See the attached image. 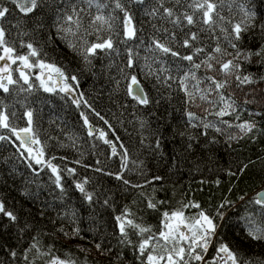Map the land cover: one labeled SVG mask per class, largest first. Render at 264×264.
I'll return each mask as SVG.
<instances>
[{"label": "trees", "instance_id": "1", "mask_svg": "<svg viewBox=\"0 0 264 264\" xmlns=\"http://www.w3.org/2000/svg\"><path fill=\"white\" fill-rule=\"evenodd\" d=\"M96 2L106 5L100 10L105 17H114L109 21L111 29L103 25L97 32L91 26L98 14ZM120 2L137 29L136 38L126 42L124 13L115 8V0H94L91 8L87 0H43L27 16L12 0H0V8L9 9L0 20L8 45L16 49L17 55H25L28 49L21 44H33L39 55L30 60L59 68L69 77L67 83L72 85L75 99L81 100L77 107L73 98L59 89L45 92L32 75L25 84L16 71L12 76L17 83L9 85L7 93L0 89V113L8 116L10 128L19 131L28 127L26 112L31 111L32 128L40 141L38 149L44 153V163L37 164L16 136L0 127V136L5 137L0 140V202L17 217L10 221L0 213V264H48L54 256L75 264H143L147 253L139 255L141 240L162 228L164 212L189 202L200 207L184 209L186 216L203 210L218 225L205 259L210 261L223 242L243 259L261 264L264 241L252 240L246 230L248 218L257 224L264 222L259 206L251 203L256 192L264 188V31L260 28L264 24V0H214L224 19L216 18L212 32L201 31L199 23L191 27L199 36L192 42L194 48L205 49L194 57L196 62L217 44L223 54H213L231 60L236 50L221 28L231 31L234 24L246 19L245 11L255 13L252 26L236 42L242 53L236 61L240 64L237 74L249 76L253 82L241 84L235 75L227 78L228 86L221 91L233 108L223 117L215 115L224 107L216 92L206 93L207 100L197 95L194 102H186L188 98L179 79L190 67L187 61L150 47L155 38L181 56L192 54L193 49L181 46L189 28L175 27L160 15H147L146 11L153 8L163 13L157 0H144L143 4L133 0ZM190 2L163 0L164 7L172 8L177 15L184 11L191 14L192 9L187 7ZM73 6L80 13L81 28L76 31L72 25L75 35L58 32L60 25L69 26L64 24V16L72 14ZM170 33H175V41L168 39ZM98 35L102 39L111 37L116 51L98 50L85 60L84 48L97 42ZM69 43L75 45V50ZM129 49L133 58L131 68L127 67ZM256 52L261 55L244 59ZM215 67L219 69L220 65ZM150 71L152 75L148 74ZM196 74L200 78L225 79L222 73L205 71L203 67ZM130 75H135L144 88L147 105L137 104L126 94V77ZM72 76L76 81L70 79ZM169 76L172 79H167ZM193 83L189 81L190 89ZM209 83L203 81L200 88L207 89ZM82 112L93 129L91 136ZM187 112L198 119L190 123ZM203 123L215 124L222 131L205 129ZM243 123L254 124L252 132L241 133L236 125ZM100 130L107 133L106 138L116 146L118 155L114 156L112 147L98 138ZM229 136L243 138L229 140ZM125 149L127 167L122 160ZM49 163L57 173L52 172ZM125 180L129 183L125 184ZM77 185H82L84 191ZM149 201L157 207L149 208ZM221 204H225L224 208H220ZM218 211L223 218L217 216ZM126 214L136 224L150 227L152 233L141 236L128 228L131 243L122 242L116 218ZM34 243L39 252L31 249ZM13 251L15 257L11 255Z\"/></svg>", "mask_w": 264, "mask_h": 264}, {"label": "snow or ice", "instance_id": "2", "mask_svg": "<svg viewBox=\"0 0 264 264\" xmlns=\"http://www.w3.org/2000/svg\"><path fill=\"white\" fill-rule=\"evenodd\" d=\"M14 4L18 7L19 11L27 16L30 13H33L38 7H40L43 0H12ZM134 3L143 4L144 0H133ZM160 7L163 8V13H160L158 8H153L151 12H147V15L157 16L160 15L163 19L167 20L173 26L178 28H189V31L185 34V37L182 41L181 46L187 49H193L192 54L183 55L178 51H174L172 47L168 44L162 43L160 40L153 39L151 42V48L155 51H158L164 55H171L172 57H177L181 60L187 61L190 65L187 71L184 72L183 76L179 79V84L181 90L184 91L186 97L188 98L186 102H194L197 95H199V99L207 100L208 95L212 92H216L219 95V100L224 104V107L215 113L217 117H223L224 115L229 114L228 110L233 108V103H229L228 100L222 93V89L228 86V77L235 75V79L239 81L241 84L243 83H252L253 80L249 76L241 77L238 73L240 68V64L237 63L242 55L239 48L237 47L238 41L242 39V33L247 31L249 27H251V21L253 20L255 13L250 11H245V20L241 21V23H236L232 26L231 31L225 28H221V31L226 33L225 39L228 40L229 45L236 50V55L231 60H222L218 58L215 54H223L222 48L217 44V46L212 50V52L208 53L204 58L200 60V62H196L194 57L200 56L201 53L205 52L203 47H195L192 42L197 41L199 39L197 32H192L191 27L195 26L197 23L201 24V31L212 32L214 26L217 24V17L220 20L224 18L220 16L217 11V4L214 0H191L190 3L187 4V7L192 9L191 14L188 11L181 12L179 15L174 12L172 8L164 7L163 0H157ZM177 4L181 3V0H175ZM88 6L91 8L93 6L94 0H87ZM95 7L98 10V14L93 17L91 20V26L95 28L97 32H99L103 25H108V28L111 29V24L109 21L114 19V17H105L100 10L106 7L105 4H101L99 2L95 3ZM115 8L119 9L124 13L122 24H123V35L125 38V42L127 40H132L136 38L137 29L133 24V18L128 13V11L124 8V5L120 2V0H115ZM243 10V9H242ZM8 8H0V20H2L6 14L8 13ZM83 11V9H81ZM199 13V17L197 18L196 14ZM75 17V19H74ZM64 24L69 25L68 27H64L60 25L58 27V32H64L67 34L75 35L76 32L73 31L72 25L75 26L76 31L82 26V22L80 19V13L76 10L75 6L72 7V14H65L64 16ZM99 25L100 27H96ZM262 31H264V24L260 25ZM167 32V29L164 30ZM91 34V33H89ZM6 32L3 27H0V61L10 62V64H16L18 61L21 62L23 68L31 69L33 67H39L41 70H48L49 76L48 79L51 80V73H56L65 83L63 87L60 88V91L65 93L66 95L73 91L72 85L67 83L69 77H66L65 74L57 67L51 64H46L43 61H39L35 64L30 62L31 57H37L39 55L38 50L31 43L21 44V47H26L28 49V53L25 55H17L16 49L8 45L7 40L5 39ZM62 39H66V37H61ZM168 39L170 41H175L176 36L175 33L168 34ZM87 44V41H85ZM69 47L75 50V45L69 43ZM110 53L116 51L113 45V41L111 37L107 39H102L99 35L97 36V42H93L84 48V59L88 60L89 57L95 56L97 51ZM264 52V49H262ZM215 53V54H213ZM252 55L260 56L261 52L249 53L244 56L245 60H250ZM219 64L220 67L217 69L215 64ZM9 63H5L4 66L0 67V89L4 92H9V85L17 83L16 80L13 79L11 74V67ZM127 67H133V58L131 49L128 50V62ZM204 68L205 71H216L222 73L225 77L224 80H217L214 76H205L200 78L197 76V72ZM162 71H167L163 69ZM7 74V75H5ZM152 75L153 73L150 71L148 73ZM20 78L24 81L25 84L29 83V77L23 71H20ZM40 80V86L43 87L45 92L54 91L53 88L47 86L45 79L41 76L37 77ZM72 81H76V77L72 76L70 78ZM128 80L126 87V94L131 97L134 101H136L139 105H147L149 103L148 96L146 95L144 88L141 86L140 81L135 75L127 76ZM159 80V76H157ZM167 79H172L171 76L167 77ZM208 81L209 87L207 89H201L200 85L203 81ZM189 81H194L195 83L191 84V89L189 86ZM32 85L29 84V89H31ZM194 89V91H193ZM207 93V94H206ZM74 104L79 107L81 100L73 99ZM211 103V101H209ZM86 103V102H85ZM99 115V113H96ZM188 117V121L191 123L194 120H197L198 117L192 112L186 113ZM27 116V124L28 127L19 129L17 131L15 128H10L8 123V116L4 113H0V127L9 129L13 135L16 136V139L20 141L22 147H26V150L31 155L33 149L28 147L31 144H39L40 141L36 137V133L33 131V113L31 111L26 112ZM81 116L84 117V124L88 126V134L89 136L93 135V129L89 125V121L84 113H81ZM103 120V117H100ZM105 124L108 122L105 120ZM222 123H226L221 121ZM193 127L198 125L193 124ZM232 127V125H229ZM240 129V132L244 135L252 132L255 127L254 124L243 123L236 125ZM203 128H214L216 132L220 133L222 131L221 128L217 127L215 124L211 123H203ZM206 134V133H205ZM107 133L103 130L99 131L98 138L103 140L105 144H109L112 147V154L118 155L116 151V146L111 143L107 138ZM241 137L229 136V140H235ZM5 139L4 136H0V140ZM123 148V145H120ZM157 147H159V143H157ZM44 155L43 150L40 149L35 157V162L37 164L42 163L40 157ZM123 166L127 167V150L125 149L122 155ZM53 173H57L56 167L52 166L50 163L48 165ZM247 167V165H245ZM230 175H234V173H229ZM117 179H121V175H117ZM155 179L159 180L161 177H156ZM60 177L57 174L56 183L59 185ZM125 184H128L129 181L125 180ZM219 183V181H217ZM136 185H134L135 187ZM81 192L84 191L82 185H77ZM88 199H91L89 196ZM243 199V197H241ZM229 203L225 201V204ZM251 203L258 205L262 215H264V191H260L253 198ZM225 204H221L220 208H224ZM149 208L155 209L157 207L156 203L152 201L148 202L147 205ZM200 205L197 203L189 202L188 204L182 205L181 208H178L171 212H164L162 219V228L159 229L156 233L148 235L143 238L138 245V252L141 257L146 256V261L143 264H192V262H201V264H253L250 260H245L242 257L238 256V254L233 251L228 244L219 243L218 247L215 251V256L212 258L210 262L205 261V255L208 253L209 246L213 243V237L217 234V223L214 222V218L207 215L203 210L199 211L195 216L188 217L185 215L184 209L186 208H199ZM0 213L4 216L8 217L10 221H15L17 217L10 211L5 209V206L2 202H0ZM126 214L124 217L118 216L116 219L119 222V231L120 235L124 238L122 242L128 240V228L134 230V232L143 236L144 233H152V229L150 227H143L139 224H136L132 219H128ZM217 216L223 218V213L218 211ZM246 234L252 240L255 241H264V222L261 224H257L256 221L251 218L247 219V230ZM96 248L99 250L100 245L97 244ZM31 249H39L37 245L34 243L31 245ZM29 249V250H31ZM47 255L48 253H44ZM13 257L16 256V253L13 251L11 253ZM24 259L27 260L28 256L25 255ZM48 264H75L74 261L71 260H63L59 257H52V259L48 262ZM264 264V262H261Z\"/></svg>", "mask_w": 264, "mask_h": 264}, {"label": "rangeland", "instance_id": "3", "mask_svg": "<svg viewBox=\"0 0 264 264\" xmlns=\"http://www.w3.org/2000/svg\"><path fill=\"white\" fill-rule=\"evenodd\" d=\"M0 54H2V52H0ZM33 64L39 62V61H31ZM5 63H9L10 62H6V61H0V67L4 66ZM10 67H11V74L13 75V72H18L19 75H20V71H23L26 75H28V77H30L31 75L34 76L36 79L38 76H41L42 75V78L45 79L46 83H47V86L53 88V89H59L61 87H63L64 85V81L54 72L51 73V76H52V79L49 80L48 79V76H49V71L48 70H41L39 67H33L31 69H28V68H23L21 62H17L16 64H10ZM7 75V74H5ZM13 77V76H12ZM38 80V79H37ZM38 82L40 83V80H38ZM69 96H71V98L75 99V95L73 92L69 93L68 94ZM28 147H31L33 149L31 155L29 154V152L26 150V147L25 148V151L28 153V155L33 159L35 160L33 157H35L36 153L39 151L38 149V145L37 144H31L29 145ZM40 159L42 160V162L44 163V160L42 157H40ZM210 247V246H209ZM206 256V255H205ZM215 256V253L213 254V257ZM212 257V258H213ZM211 258V260H212ZM210 260V261H211ZM205 261L207 262H210L209 260L205 259ZM194 263H197V264H201V262H194ZM193 263V264H194Z\"/></svg>", "mask_w": 264, "mask_h": 264}, {"label": "water", "instance_id": "4", "mask_svg": "<svg viewBox=\"0 0 264 264\" xmlns=\"http://www.w3.org/2000/svg\"><path fill=\"white\" fill-rule=\"evenodd\" d=\"M260 191H264V188H262V189H260L259 191H257L256 194H257L258 192H260ZM256 194H255V196H256Z\"/></svg>", "mask_w": 264, "mask_h": 264}]
</instances>
